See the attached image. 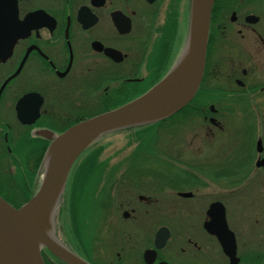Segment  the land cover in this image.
Here are the masks:
<instances>
[{
  "label": "flooded vegetation",
  "instance_id": "1",
  "mask_svg": "<svg viewBox=\"0 0 264 264\" xmlns=\"http://www.w3.org/2000/svg\"><path fill=\"white\" fill-rule=\"evenodd\" d=\"M191 14L192 0H0V195L22 202L51 138L162 79ZM127 132L130 152L98 155L89 235L105 246L83 258L264 264V0H215L195 96Z\"/></svg>",
  "mask_w": 264,
  "mask_h": 264
},
{
  "label": "water",
  "instance_id": "2",
  "mask_svg": "<svg viewBox=\"0 0 264 264\" xmlns=\"http://www.w3.org/2000/svg\"><path fill=\"white\" fill-rule=\"evenodd\" d=\"M214 3L192 0L188 45L168 75L132 101L82 120L51 138L42 162L41 185L25 204L15 207L0 195V264H47L44 249L68 264H91L56 233L55 218L71 170L103 135L162 120L193 99L204 75ZM9 47L7 44L6 49Z\"/></svg>",
  "mask_w": 264,
  "mask_h": 264
},
{
  "label": "rangeland",
  "instance_id": "3",
  "mask_svg": "<svg viewBox=\"0 0 264 264\" xmlns=\"http://www.w3.org/2000/svg\"><path fill=\"white\" fill-rule=\"evenodd\" d=\"M183 52H184V44L181 48V52L179 54V57L183 54ZM127 134H128L127 131L116 132L114 134H109V135L105 136L104 138L100 139L95 144V147H98L100 145L105 146L104 152L102 154V158L104 159V158H108L109 156H112V160H113V162H115L117 160L116 158H120V156L118 154L123 153V152H130L133 149L134 145L132 146V145H130V143H127L128 137H129ZM126 145H127V148H125ZM90 151L91 150H88L82 157H80L77 160V162L74 166V169L78 163H79L78 166L81 164L82 159L85 158L86 157L85 155H88L90 153ZM142 151L143 152L149 151V147L145 143H144L143 147L141 148L140 152H142ZM160 164L164 165L161 161H160ZM77 171L78 170L75 169V177H77ZM71 179H72V174H71L70 180L68 182V186L66 185V189L64 192V194H65L64 202L62 201V207L60 209V213L56 214L55 228L57 231L56 233L58 234L57 237L59 238L60 241H62V242L64 241L69 246L70 245L73 246V244H75V246L77 245V247L81 253L86 254L84 252V249H82V247L73 238L70 213H69V205H70L69 183H70ZM96 189H98V183L93 182L91 192H93ZM36 190L37 189H34V192H36ZM91 201L93 204L88 203V205L86 206L87 211L85 210L84 207H82V208L79 207V211H81L80 216L81 215H82V217L85 216V218L82 219L84 221V223H83L84 227L82 229L84 230V234H86V236L88 235L89 229H90V228L88 229V225H92L97 221H102L101 220L102 213H101L99 206L97 205V203H95L96 201H94L93 199H91ZM71 205H72V202H71ZM89 242L91 244H93L94 246L99 247V249L101 247L104 248V246H105V244H104L105 240L104 239L101 240V244L97 243V242L95 244V242H93L90 235H89ZM90 251H92V249ZM88 254H89V252H88ZM47 257H48V259L52 258L50 255H47Z\"/></svg>",
  "mask_w": 264,
  "mask_h": 264
},
{
  "label": "trees",
  "instance_id": "4",
  "mask_svg": "<svg viewBox=\"0 0 264 264\" xmlns=\"http://www.w3.org/2000/svg\"><path fill=\"white\" fill-rule=\"evenodd\" d=\"M76 122L78 121H75V123ZM104 148L105 146L100 145L98 147L91 149L90 153L88 155H85L86 157L84 156L85 158L82 159L81 164L78 166L79 164L78 163L77 166L75 167L76 170H81V172L77 173V177H75V169H74L72 173V179L69 183V196H70L69 213H70L73 238L82 247V249H84V252L87 255H88V252H90V250L92 249L93 244L89 242V233L86 236V234H84V230L82 229L84 227L83 225L84 221L82 219H84L85 216L83 217L82 215L80 216L81 211H79V207L86 208V206L88 205L90 201L87 198V195L88 193L91 192L92 184L94 182L93 180L96 178V175H97L93 171L101 170L105 168V162L101 161L100 157L98 156L104 150ZM32 195H34V192L26 193L25 199L22 202H18V203L14 202L15 203L14 205L16 207H20L28 199H30ZM64 196L62 198L63 202H64ZM62 201H61V206L59 207L58 213H60V209L62 207ZM71 202H72V205H71ZM88 229H89V225H88ZM70 247L76 252L79 251L78 254L83 255V253H81L80 250L78 249L77 245L75 246V244H73V246L70 245ZM45 258L47 260V263H49L47 254H45ZM56 260H58L59 262L63 264H67L66 262L58 259L57 257H56Z\"/></svg>",
  "mask_w": 264,
  "mask_h": 264
}]
</instances>
